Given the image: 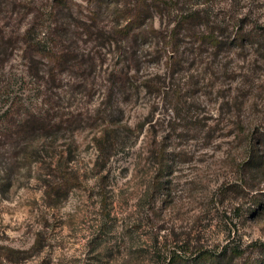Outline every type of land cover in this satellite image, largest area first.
<instances>
[{
    "label": "rangeland",
    "instance_id": "1",
    "mask_svg": "<svg viewBox=\"0 0 264 264\" xmlns=\"http://www.w3.org/2000/svg\"><path fill=\"white\" fill-rule=\"evenodd\" d=\"M162 2L135 49L107 32L136 1L55 8L79 67L36 62L40 85L13 53L0 121L22 101L50 126L0 137V264H264V0ZM193 14L172 56L155 36Z\"/></svg>",
    "mask_w": 264,
    "mask_h": 264
},
{
    "label": "trees",
    "instance_id": "2",
    "mask_svg": "<svg viewBox=\"0 0 264 264\" xmlns=\"http://www.w3.org/2000/svg\"><path fill=\"white\" fill-rule=\"evenodd\" d=\"M115 2L117 0H107ZM136 5L130 12L126 13V21L123 25L118 24L108 31V41L117 46H126L127 49H135L138 36L150 37V32L143 29L144 22L153 15V11L159 13L165 12L162 0H134ZM74 0H53L51 13L45 10L35 9L34 4L28 0H0V90L7 89L9 82L5 77V69L9 61H11L13 53L18 50L28 64V75L33 79L34 84L43 83L41 70L33 71L36 62H46L50 66L47 81L52 80L56 71H60L65 67H79V57L74 54L71 46L66 44V40L58 35L57 30H51V15L56 8L57 11H72ZM29 19L28 23L26 20ZM196 16L190 15L181 18L172 29L171 35L159 34L155 36L165 41V45L173 50L172 56L179 50L178 41L179 29L184 28L188 34H196L195 22ZM26 23L27 25H24ZM78 23V22H77ZM120 23V22H119ZM76 25V27L84 30V34L91 36L95 29L92 26ZM85 24V23H84ZM208 34H201L204 41L209 42V46L217 47L222 43L218 35H215L214 28ZM45 31H51L49 37H46ZM139 31L137 35L135 32ZM158 33L154 27L152 32ZM60 32V31H58ZM152 33V34H154ZM105 34L101 30V35ZM154 36V35H153ZM169 37V40L167 39ZM240 38V37H239ZM168 40V41H167ZM73 47V46H72ZM50 122L47 117L41 118L34 111L27 110L22 101L13 102L9 109L2 115L0 121V137H12L16 134L24 135L29 133V127L34 126L37 129L45 130L49 127ZM29 157V153L25 154V159ZM211 256L201 254L199 261L211 260Z\"/></svg>",
    "mask_w": 264,
    "mask_h": 264
}]
</instances>
